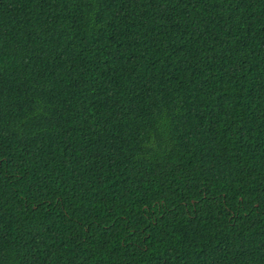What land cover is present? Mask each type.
Here are the masks:
<instances>
[{"label": "trees", "instance_id": "16d2710c", "mask_svg": "<svg viewBox=\"0 0 264 264\" xmlns=\"http://www.w3.org/2000/svg\"><path fill=\"white\" fill-rule=\"evenodd\" d=\"M0 264H264V0H0Z\"/></svg>", "mask_w": 264, "mask_h": 264}]
</instances>
